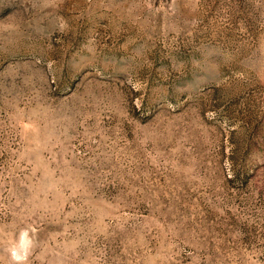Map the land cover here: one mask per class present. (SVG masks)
<instances>
[{"label": "rangeland", "instance_id": "1", "mask_svg": "<svg viewBox=\"0 0 264 264\" xmlns=\"http://www.w3.org/2000/svg\"><path fill=\"white\" fill-rule=\"evenodd\" d=\"M0 264H264V0H0Z\"/></svg>", "mask_w": 264, "mask_h": 264}, {"label": "clouds", "instance_id": "2", "mask_svg": "<svg viewBox=\"0 0 264 264\" xmlns=\"http://www.w3.org/2000/svg\"><path fill=\"white\" fill-rule=\"evenodd\" d=\"M23 238V237H22ZM13 259L14 260H20V259H22L21 257H19V256H17L16 254H15V252H13Z\"/></svg>", "mask_w": 264, "mask_h": 264}]
</instances>
